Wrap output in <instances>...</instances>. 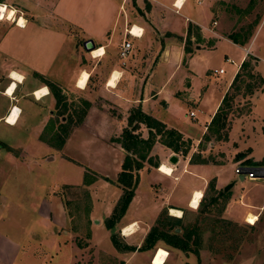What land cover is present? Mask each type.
<instances>
[{
	"label": "crops",
	"instance_id": "1",
	"mask_svg": "<svg viewBox=\"0 0 264 264\" xmlns=\"http://www.w3.org/2000/svg\"><path fill=\"white\" fill-rule=\"evenodd\" d=\"M1 2L0 8L4 11L0 13L3 16V19H0V167L6 164L10 169H16L25 167L26 160L36 162L35 157L31 160L29 155L25 158L17 153L22 150L27 152L30 146L44 143V140L40 139L42 135L49 138L58 137L57 134L62 135L59 131L66 128L63 123L66 122L64 118L67 119V116L60 114L61 120L59 119L58 124L60 126L54 122V118L58 117L56 97H59L62 109L69 107L78 109V105H88L81 121L77 118L79 123L71 131L72 138L64 140V145L58 141L62 144L61 147H67L76 137L81 139L83 144L84 141L85 143L89 141L98 147L101 153L114 155L115 158L110 157L115 176L111 180H114L120 172L124 151L119 144L113 142L119 134L112 130L106 132L107 123L110 121L115 123L116 119L121 121L120 118L118 120L119 116L127 121L132 109L142 108L147 102L164 94L168 96L166 99L169 101L174 94L172 91L166 93L165 90L173 73L185 66L192 75L195 67L207 61L204 49L215 50L218 46L225 48L224 44L216 40L229 43L239 51L240 56L236 61V58L230 56L232 51L234 54L236 51L228 46L229 54H224V59L228 64H232L234 69L224 87L217 92L219 96L210 113L202 119L200 137L194 141L168 123L161 122L166 129L177 131L184 142H190V147L195 148L206 135L211 138L207 127L223 98L232 95V83L243 61L250 58L256 61L254 70L264 81V47L254 48L252 45L264 16L257 21L254 32L240 40L234 33V27L232 28L239 21L241 13L239 9L242 8L237 0H202L200 5L196 4L195 0H184L179 9L174 6L176 0H1ZM21 19L24 21L22 26L18 25ZM132 27L139 30L137 35H141L137 37L127 35V31ZM232 38H236L238 44L233 43ZM87 40L94 44L95 49L90 52L83 46ZM125 42L130 43L131 47L128 55L121 58L119 53ZM97 51L102 53L95 55ZM166 64L171 65L172 72L161 79L160 88L155 89L156 86L151 84L148 93H144L148 73L155 69L159 73V69L167 66ZM219 70L222 69H215L213 73L217 71L214 74H225L223 70L222 73H218ZM248 100L250 107L247 111L233 114L230 110L225 131L227 139L220 145L211 141L208 144L211 149L223 148L226 161L204 166L191 164L190 159H187L188 172L185 170L187 173L184 171L181 173L178 172L180 169L172 168L171 175L161 173L158 168L159 174L163 177L162 180L156 181L160 188L146 198L148 201L153 195L154 198L160 197L157 212L162 208L161 210L168 212V216L184 220L185 216H190L200 208L202 199L197 209L192 207V202L197 192L203 195L205 189L203 182L208 184L209 176L215 179L216 190H222L225 184L216 173L217 170L228 163H231L234 169L264 167L250 165L260 164L264 159V84ZM162 102L167 105L165 99H162ZM185 103L196 106L199 104L196 100L191 102L190 98ZM188 115L191 119L196 117L193 110H190ZM11 118L13 121L9 122ZM141 127L143 125H140ZM238 154L243 156L236 160ZM172 155L175 154L170 149L156 141L149 157L157 156L160 162L157 167H160L165 164L161 160L162 157L170 158ZM177 159L176 166L183 168L181 159L178 157ZM205 169L209 172L205 173ZM187 176L189 180L183 189H180L177 183L186 180ZM192 179L198 181V184H194ZM54 188L52 196L48 200L41 199L33 211L37 222L42 226L40 227L48 230L52 239L56 241V248L50 247L47 250L55 251V259L46 262L42 254L40 259L43 263H57L58 254L63 251L64 264H153V256L158 248H161L160 251L168 252L167 259L171 255L172 251L168 250L166 245L162 246L161 241L152 248L153 250L140 251L147 231L154 224L153 222L142 224L140 220L127 219L124 214L118 221L121 236L119 240L126 247L135 250L118 251L110 239L100 242L96 236L89 240L91 243L89 247L95 249L89 251L94 254L93 259H87L86 244L80 246L69 241L72 234L66 229L70 219L66 206L64 207L62 199L58 196V190ZM178 190L179 193L175 196ZM104 196L95 194L92 197L93 214L98 208L99 212H104L103 216L112 211L113 204H110L111 201L106 202ZM139 199L138 205L144 207V198ZM240 200L241 197L237 201ZM154 203L157 206L156 200ZM263 207L264 200L259 209ZM172 211L180 212L181 217L174 216ZM248 213L253 212L247 211L245 216ZM132 225L135 227L132 233L124 235V228ZM1 228L0 226V264H27L32 260L26 246L23 247L17 242L11 230ZM104 230L108 236L110 232L100 223L95 226L94 233ZM3 231L11 236H6ZM62 236H66L64 240H61ZM26 240L31 243L29 234ZM31 244L33 245L29 244V248L38 246L41 252H46V247L42 248L44 245L42 241L35 240L33 243L32 240ZM65 251L68 255H65L67 253ZM34 256L29 264H40L36 254ZM167 259L164 264H171L172 261L167 263Z\"/></svg>",
	"mask_w": 264,
	"mask_h": 264
},
{
	"label": "rangeland",
	"instance_id": "2",
	"mask_svg": "<svg viewBox=\"0 0 264 264\" xmlns=\"http://www.w3.org/2000/svg\"><path fill=\"white\" fill-rule=\"evenodd\" d=\"M251 1L254 2L252 3ZM237 3L242 8L239 9L241 11L239 14V21L236 25H233L232 28L234 27V33H236L241 40L254 32L257 21L264 16V0H237ZM251 3L252 7L250 6ZM1 4L2 2L0 0V5ZM216 42L224 44L225 48H220V46H218L215 50L208 48L204 49L205 59L207 61L203 65L195 67L192 71V75L185 69V66H183L181 70H177L173 73L168 82L169 86L165 90L167 91L166 93L172 91L174 94L169 98V101L166 99L168 96L164 94V96L147 102L142 108L139 107L140 110L144 114L150 115L160 122L168 123L187 137L196 141L201 135L202 119L210 113V110L218 99L219 95L217 92L224 87L234 69L232 64H228L224 59V54H229L227 50L228 46L231 48L233 47L223 40H216ZM252 45H254V48L264 47V21L255 35ZM234 50L236 53L234 54L232 51V55L230 56L236 58L237 61L240 53L238 50ZM154 60L155 59H153V62ZM250 61L253 73H256L254 70L256 61ZM166 65L167 66H164L162 69H159V73L156 71L157 69L148 73L147 86L144 89V93H148L151 84L156 86L155 89L160 88L159 86L162 84L161 79L172 72L170 71L172 68H170L171 65ZM215 69H222L225 74L216 75L213 73ZM245 77L246 76H244L243 84L238 83L240 87L239 90H232L231 92L234 99L231 109L233 114L245 112L250 107V102L248 100L250 96L246 95V85H254L257 78L256 76L255 79ZM256 91H258V89L254 92ZM177 93H179L178 96L176 95ZM188 98H190L191 102L196 100L199 104L196 106V104L185 103ZM162 99H165L169 106L163 104ZM87 106L78 105V109L75 107L62 109L60 108V103L58 106L56 105V115H58V117L56 116L54 118L56 125L60 122V114L67 116V119L64 118V122L65 120L66 122L63 123L66 128L63 131H61V129L59 131L62 135L57 134V136H60L59 138L55 136L49 138L46 135H42L40 139L44 140V143L38 146H30L27 152L22 150L17 153V155L25 158L29 155L31 160L35 157L36 162L26 160L25 162L27 165L25 167L16 169H10L6 164L0 167V172L3 173L0 175L1 229L11 230V234L17 238V242L22 244L23 247L26 246L25 248L28 249L29 255L33 257L36 254V258H39L40 264H46L40 259L42 254V257L46 258V262L50 259H55V251L48 252L47 250L50 247L56 248V241L52 239L48 230L41 228L42 226L37 222L33 211L34 208L38 206L41 199L48 200L52 196L51 193L54 187V189L58 190V196L62 199L64 207L66 206L67 214L70 219L68 228L66 229L68 233L72 234V238L71 240L69 239V241L80 246L86 244L87 249L85 255L87 259H93L94 254L89 251L90 249L91 251L95 250L94 247H89L91 245L90 239L96 236L100 242L110 239V233H108V236L105 230L94 233V229L95 226H98L100 223L106 228V223L112 216L114 208L122 195V190L119 186L112 185L100 178L105 177L113 182L116 180L117 175L114 180H111V178L115 176L112 169L113 167H111L110 157L113 158L114 155L108 156L105 153H101L98 147L90 144L89 141H86V143L84 141L83 144V141L76 137L72 139V142L67 147H61L62 144H65L63 142L64 140L72 138L71 131L76 128L77 123H79L77 118L81 116L79 112L81 110H87ZM190 110H193L196 114L194 119H191L188 115ZM76 112H78V114H76ZM114 112L116 114V111ZM101 113L102 112H100V114ZM118 113L119 112H117V114ZM119 118L121 121H116L117 119H114L115 123L114 121L107 123V133L111 130L116 131L119 137L123 129H125L123 127H128V122L122 120L120 116L118 120ZM138 133L143 139L147 138V131L144 126L138 130ZM226 139L227 134L221 139H216L214 136H211L209 141L203 137L202 142L195 148L191 146L185 156L182 153H174L181 159V164L184 165L183 168L176 166L177 163H170L169 158H165V156H163L161 160H163L167 166L173 169L175 168V170L180 169L178 172L181 173L182 171L185 173L188 172L186 169L187 159H190L191 164L204 166H209L207 165L209 163H223L226 161L223 148L218 147L217 149H211L208 144L211 141L216 145H220V143ZM156 141H160L159 137L156 138ZM159 148L161 149V147ZM60 155H66V157ZM156 157H151L152 161L150 164L147 162L144 163V168L139 172V182L134 194L136 198H132L133 201H131L133 203L131 204V208L129 209V205L125 212L127 219H137L140 220L142 224H151L153 222V227L156 225L160 214L163 212V210H161L162 208L160 211H156V208H159V201H161L160 197L154 198L153 195L151 197L152 199L146 200L150 194L152 195L160 188V185L156 184V181L163 179L158 172V168L160 167L153 166L155 163H160ZM203 161L206 164H201ZM235 169L231 163H228L219 169V171L217 170L216 173L221 176L220 179L224 182L221 183L225 184L220 191L216 190L215 179L213 177L209 176L207 180L208 184L203 182L205 189L200 207L202 209L204 206L208 208L212 199H218L215 204L209 207L207 213L200 216L197 215L196 210L190 216L186 214L187 216H185L183 223L186 226H195L199 235L197 240L196 235H193V239L195 238V240L190 241L189 247L192 253L181 252L180 250L168 246L163 241H158L155 245L160 242L162 246L166 245V248L171 250L172 253L167 259L169 255L168 252L160 251L161 248H158L153 256V264H164L166 259L167 263L172 261L171 264H264V207L259 209L264 200V181L263 179L249 180L247 178L240 181L239 176L234 172ZM204 172L208 173L209 171L205 169ZM87 175L89 179L94 176H99L96 181L87 185L86 190L88 195L77 189V187L83 186L85 176ZM188 177L189 176H187L186 180L177 183L180 189H183L185 183L189 180ZM192 181L194 180L192 179ZM197 182L194 181V184ZM210 182L213 183V189L209 187ZM231 184L233 185L230 190L224 193V188ZM65 186H69L71 189L63 190ZM219 192H222L223 195L218 197ZM178 193L179 190L175 192V196ZM95 194L105 195V201H111L110 204H113L112 211L108 213L107 216H103L104 212H99L100 208H98L97 212L95 211L94 214L92 213L94 207L92 197L95 196ZM139 197L144 198V207L138 205L140 201ZM240 197L242 200L237 201ZM155 200L157 206L154 203ZM247 211L253 212L252 214L257 216V221L254 225L247 222V215L250 214L248 213L245 216ZM167 215H169L168 212ZM244 216L245 219L243 218ZM95 220L98 222L96 223ZM119 227L120 222H117L115 225V232L120 239ZM150 230L151 228L147 231V234ZM4 233L6 236H11L7 232ZM178 233L179 235L182 234L180 231H178ZM27 234H29L31 243L32 240L33 243L35 240L39 242L42 241L44 244L42 248L44 249V247H46V252H41L38 246L29 248L30 245L33 244H31L29 240H26ZM64 237L66 236H62L61 240H64ZM46 244H49V246H46ZM63 252L58 254L56 258L58 262L55 264H64ZM47 255H49L48 258L46 257ZM65 255H68V252L65 253ZM32 257V260H29L27 264L33 261Z\"/></svg>",
	"mask_w": 264,
	"mask_h": 264
},
{
	"label": "trees",
	"instance_id": "3",
	"mask_svg": "<svg viewBox=\"0 0 264 264\" xmlns=\"http://www.w3.org/2000/svg\"><path fill=\"white\" fill-rule=\"evenodd\" d=\"M232 41L235 44H238L239 42L238 40H236V38H232ZM250 60L253 59L250 58L248 60H245L241 64L240 70L233 80L232 90H239L240 87L238 86V83L243 84L244 76H246L245 78L250 79H255L256 76L257 79L254 85H246V95L251 97L256 89L259 90L260 88H262L264 81L260 77V75H258L257 73H253V68L251 66ZM233 100V95H226L223 98L221 105L217 109L210 124L207 127L210 136H214L216 139H221L223 138V135L226 134L225 131L227 128V117L232 108L231 103ZM56 101V105L58 106L61 99L59 97H56ZM85 111L86 110H81V117H79L80 121ZM127 122L128 127L123 129L122 134L118 138L113 140V142L119 144L124 151V159L121 164L120 172L117 174V178L114 182L109 181L108 178L100 177L101 179L112 185H117V187L119 186L122 190V195L120 196L114 208L113 214L106 223V228L111 234L110 240L112 242V245L118 251L135 250L134 248L126 247L120 242L115 232V225L124 216L132 198L134 197V193L139 182V172L144 168V163L147 162L150 164V162L152 161L151 157H149V154L152 146L156 142V138L159 137V142L176 154L182 153L185 156L188 153V149L190 147V142H184L182 140L181 134H179L175 130L166 129L164 124L152 118L151 116L144 114L138 107L130 111ZM140 125H143L148 131L146 139H143L138 133ZM59 137L60 136H58V138ZM208 138L209 137L207 135L204 137V139L209 141ZM242 156V154H238L235 158L236 160H238ZM203 163L206 164L204 161L201 162V164ZM250 165H264V159L260 162V164ZM153 166L157 167L158 163H155ZM98 178L99 176H94L89 179L88 175L85 176L83 186L77 187V189L88 195V192L86 190L87 185H89L91 182L93 183ZM209 187L213 189L212 182L209 183ZM69 188V186H65L63 187V190ZM222 195L223 193L219 192L218 197ZM217 200V198L212 199L208 205V208L204 206V208L202 209L200 207L197 211V215L202 216L203 214L207 213L209 207L215 204ZM183 221V218L179 219L170 217L167 215V211H163L160 214L156 225L152 227L149 233L146 235L144 244L139 248V250L146 251L152 249L158 241H163L168 246L180 250L181 252L192 253L189 244L190 241L195 240V238L193 239V235H196V240L199 238L198 230L195 229V226H186ZM176 230H179L182 234L179 235Z\"/></svg>",
	"mask_w": 264,
	"mask_h": 264
},
{
	"label": "bare ground",
	"instance_id": "4",
	"mask_svg": "<svg viewBox=\"0 0 264 264\" xmlns=\"http://www.w3.org/2000/svg\"><path fill=\"white\" fill-rule=\"evenodd\" d=\"M18 25H20V26H22V25H24V21L21 19V21H20V23H18ZM139 32V30L137 29V28H133V33L134 34H136V33H138ZM100 53H102V51H97V52H95L94 54L95 55H98V54H100ZM84 78V77H83ZM85 78H86V76H85ZM83 82V81H82ZM82 82H81V84H82ZM38 96H40V93H38ZM11 121H13V119L11 118L10 119ZM159 171L161 172V173H164L165 175H171L172 174V172H173V170H172V168L171 167H169V166H167L166 164H162L161 166H160V168H159ZM202 194L200 193V192H197V194L195 195V198H194V200H193V202H192V207L194 208V209H197V207H198V205H199V202H200V200L202 199ZM172 213H173V215L175 216V215H177V217H181V213L180 212H176V211H172ZM256 221H257V216H255L254 214H252V213H250V214H248L247 215V222L249 223V224H251V225H254L255 223H256ZM133 226L134 225H132V226H127V227H125L124 228V230H123V234L124 235H129L130 233H132V229H133Z\"/></svg>",
	"mask_w": 264,
	"mask_h": 264
},
{
	"label": "water",
	"instance_id": "5",
	"mask_svg": "<svg viewBox=\"0 0 264 264\" xmlns=\"http://www.w3.org/2000/svg\"><path fill=\"white\" fill-rule=\"evenodd\" d=\"M83 46L87 52H90V51L95 49L94 44L91 40L85 41ZM169 161L172 164H176L178 159L175 155H172L169 158ZM246 174H252L255 178L264 179V167H244V168H241V175L239 176L240 181L244 180V177ZM232 185L233 184L227 185L223 190L224 193L228 192L230 190V188L232 187ZM178 231L179 230H176V232H178Z\"/></svg>",
	"mask_w": 264,
	"mask_h": 264
},
{
	"label": "built area",
	"instance_id": "6",
	"mask_svg": "<svg viewBox=\"0 0 264 264\" xmlns=\"http://www.w3.org/2000/svg\"><path fill=\"white\" fill-rule=\"evenodd\" d=\"M195 2H196V4L200 5L202 0H195ZM5 9H6V7H5ZM127 35L132 36V37H137V36H140L141 34L140 35L134 34L133 33V27H132L130 30L127 31ZM130 47H131V45L128 42H125L122 45L120 53H119L121 58H125L128 55ZM222 72H223L222 70L218 71V73H222ZM214 73H217V71H214ZM190 116H192V113L190 114ZM234 172L236 175L240 176L241 175V168L237 167ZM244 178H247L249 180H259L258 178H255L252 174H246Z\"/></svg>",
	"mask_w": 264,
	"mask_h": 264
},
{
	"label": "clouds",
	"instance_id": "7",
	"mask_svg": "<svg viewBox=\"0 0 264 264\" xmlns=\"http://www.w3.org/2000/svg\"><path fill=\"white\" fill-rule=\"evenodd\" d=\"M183 2H184V0H176V3H175V7L177 8V9H179L180 7H181V5L183 4Z\"/></svg>",
	"mask_w": 264,
	"mask_h": 264
},
{
	"label": "snow or ice",
	"instance_id": "8",
	"mask_svg": "<svg viewBox=\"0 0 264 264\" xmlns=\"http://www.w3.org/2000/svg\"><path fill=\"white\" fill-rule=\"evenodd\" d=\"M4 11V9L3 8H0V13H2ZM0 19H3V16L2 15H0ZM9 122H12V121H9Z\"/></svg>",
	"mask_w": 264,
	"mask_h": 264
}]
</instances>
